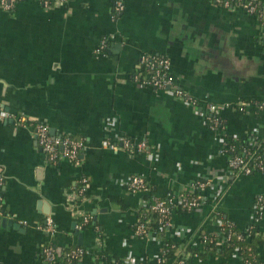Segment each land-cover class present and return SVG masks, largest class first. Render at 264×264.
Here are the masks:
<instances>
[{
	"label": "crops",
	"instance_id": "obj_1",
	"mask_svg": "<svg viewBox=\"0 0 264 264\" xmlns=\"http://www.w3.org/2000/svg\"><path fill=\"white\" fill-rule=\"evenodd\" d=\"M260 3V13L211 0H124L120 13L115 0H70L51 8L19 0L0 9V169L12 221L0 223V264H48L47 244L61 255L84 248L73 264L157 260L161 241L134 232L143 194L128 192L122 182L141 175L152 196L166 198L190 180L226 178L228 161L202 107L135 81L140 56L169 57L183 88L202 104L220 105L236 142L264 136V109L257 106L264 102ZM19 118L47 124L52 135L82 138L78 162L51 163ZM111 118V135L144 140L148 150L106 147L104 124ZM82 179L84 198L76 209L71 199ZM224 184L209 186L213 196L202 210L173 211L167 235L185 226L198 246L199 231L218 232L221 218L241 229L255 225L264 235V210L256 211L264 171L229 176ZM77 211L90 214L89 226L78 227ZM47 217L54 232L44 229ZM222 261L217 256L205 263ZM231 262L245 264L236 255ZM202 263L194 257L191 264Z\"/></svg>",
	"mask_w": 264,
	"mask_h": 264
},
{
	"label": "built area",
	"instance_id": "obj_2",
	"mask_svg": "<svg viewBox=\"0 0 264 264\" xmlns=\"http://www.w3.org/2000/svg\"><path fill=\"white\" fill-rule=\"evenodd\" d=\"M70 0H39L45 8H51L58 5H66ZM223 6H230L231 0H211ZM19 0H0V9L8 10L16 6ZM239 5L243 6L249 12H258L257 4L252 2H242L239 0ZM124 9V0H115L114 11L116 13L122 12ZM141 72L136 74L135 81L142 86H151L159 90H163L175 97L183 100L186 104L192 107H202V114L204 115L207 126L216 134L221 143V153L227 156L228 161V175L226 178H219L215 180L216 176L204 177L201 179L190 180L186 184L179 185L173 188L166 198H158L152 196L151 200H146L145 196L151 194V187L147 180L141 175H132L125 179L122 184L128 192L141 193L143 196L139 201V208L148 206V208L158 211L160 214V221L163 225H170V219L175 207L182 206L186 210H202L208 203V200L213 196L208 192L209 186L220 185L224 186L225 181L229 176L252 174L254 172L263 171L264 169V144L262 141L253 139L250 143L244 144L242 142H232L229 137V132L222 116V108L214 102L200 103V101L188 90L183 88L174 74L172 73V64L169 57L157 52H144L140 56ZM259 109H264V102H258ZM6 116H10L8 112ZM18 123L23 126H31L34 134L37 137L38 144L46 154L49 161L57 164L60 160L67 159L71 162H78V155L85 146L82 138L71 135L57 136L50 133L49 126L43 122H36L32 125L28 124L26 120L18 119ZM106 136L103 143L106 147L114 150H127L130 153H136L148 150V143L144 140H136L127 137H119L111 135L115 130L114 118L108 119L104 124ZM119 138L120 144H116L114 139ZM257 137V136H253ZM228 177V178H227ZM86 179H82V187L73 193L71 201L76 209L80 200L84 198L85 187H83ZM4 178L2 170L0 169V217H9L10 215L5 212L3 203L2 187ZM218 187V186H217ZM264 210V193L260 194L257 198L256 211L260 215ZM79 217L78 227L82 228L85 224L90 222V214L77 211ZM221 222V227L217 234L219 242H225L230 239L235 232L229 231L225 233L226 226ZM149 221H141L137 218L135 222L134 232L140 237H153L159 239L155 230L149 225ZM231 226V225H230ZM44 229L50 232L55 231L54 222L51 217L45 220ZM176 238L184 237L188 234V229L180 226L176 229ZM162 243V242H161ZM201 246V241L197 242ZM45 260L48 264H54L56 260V249L52 244H47L43 249ZM86 253L82 247H70L64 254L66 262L64 264H73L75 260L81 258ZM238 256V255H237ZM240 257V256H238ZM242 259V257H240ZM157 261H163L162 254L157 258ZM113 264H143V262L136 261L135 258H124L113 262ZM178 264H185L180 261Z\"/></svg>",
	"mask_w": 264,
	"mask_h": 264
},
{
	"label": "trees",
	"instance_id": "obj_3",
	"mask_svg": "<svg viewBox=\"0 0 264 264\" xmlns=\"http://www.w3.org/2000/svg\"><path fill=\"white\" fill-rule=\"evenodd\" d=\"M231 1L233 5L239 2V0ZM242 2H252L253 4H257L259 7L258 12L260 13V0H242ZM231 139L232 142H234V139ZM253 139L262 141L264 144V136L251 137L250 139H247L244 144L248 145ZM145 198L150 201L152 194L146 195ZM173 211L181 213L188 210L182 206H177ZM219 216L223 217L221 213ZM137 217L141 221L148 220V225L155 230L159 240L162 242L161 254L163 261L145 260L143 264H178L180 261H184L185 264H191L194 257H198V259L204 262L202 264H206L205 262L207 260L217 256L226 259V261L219 262L218 264H233L231 259L235 255L242 257L245 264H264L261 259V249L264 248V235L258 232L255 225H251L246 229H241L234 225L229 219H223L220 217L221 221L226 226L225 233L233 231L236 235H232V237L225 242H219L216 232L210 233L201 230L199 231L197 238L201 241V246L199 247L192 243L195 237L191 235L187 234L180 238L168 236L167 231L169 230L168 227L170 225H163L160 221V214L158 211L150 209L148 206L139 208ZM90 224L91 222L85 224L84 227L89 226ZM65 262V254L61 255L57 253L54 264H64Z\"/></svg>",
	"mask_w": 264,
	"mask_h": 264
},
{
	"label": "water",
	"instance_id": "obj_4",
	"mask_svg": "<svg viewBox=\"0 0 264 264\" xmlns=\"http://www.w3.org/2000/svg\"><path fill=\"white\" fill-rule=\"evenodd\" d=\"M12 221L10 219H8V217H0V223L4 224V223H11ZM79 236H82V232L78 231Z\"/></svg>",
	"mask_w": 264,
	"mask_h": 264
},
{
	"label": "bare ground",
	"instance_id": "obj_5",
	"mask_svg": "<svg viewBox=\"0 0 264 264\" xmlns=\"http://www.w3.org/2000/svg\"><path fill=\"white\" fill-rule=\"evenodd\" d=\"M145 211V210H144ZM138 212V211H137ZM84 227V226H83ZM163 241V240H162Z\"/></svg>",
	"mask_w": 264,
	"mask_h": 264
}]
</instances>
